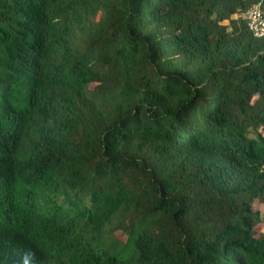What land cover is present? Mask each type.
I'll return each mask as SVG.
<instances>
[{"label": "trees", "instance_id": "1", "mask_svg": "<svg viewBox=\"0 0 264 264\" xmlns=\"http://www.w3.org/2000/svg\"><path fill=\"white\" fill-rule=\"evenodd\" d=\"M263 0H0V264H264Z\"/></svg>", "mask_w": 264, "mask_h": 264}, {"label": "built area", "instance_id": "2", "mask_svg": "<svg viewBox=\"0 0 264 264\" xmlns=\"http://www.w3.org/2000/svg\"><path fill=\"white\" fill-rule=\"evenodd\" d=\"M254 38L264 39V0L242 15Z\"/></svg>", "mask_w": 264, "mask_h": 264}, {"label": "rangeland", "instance_id": "3", "mask_svg": "<svg viewBox=\"0 0 264 264\" xmlns=\"http://www.w3.org/2000/svg\"><path fill=\"white\" fill-rule=\"evenodd\" d=\"M259 230H260V232H264V225L260 226Z\"/></svg>", "mask_w": 264, "mask_h": 264}]
</instances>
